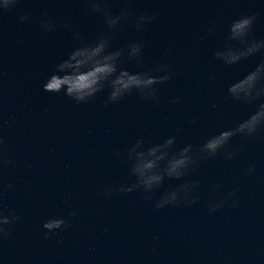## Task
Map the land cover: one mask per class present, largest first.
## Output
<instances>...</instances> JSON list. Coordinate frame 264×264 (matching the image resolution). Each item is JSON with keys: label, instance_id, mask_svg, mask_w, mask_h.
<instances>
[{"label": "water", "instance_id": "1", "mask_svg": "<svg viewBox=\"0 0 264 264\" xmlns=\"http://www.w3.org/2000/svg\"><path fill=\"white\" fill-rule=\"evenodd\" d=\"M123 6L110 0L113 12ZM86 7L84 0H19L0 18V111L9 119L3 131L14 156L2 174L12 185L3 203L20 216L0 244V264H264V138L234 136L226 146L232 159L218 153L198 160L190 175L165 179L147 202L139 190L100 191L131 182L123 150L137 138L155 144L175 135L176 148L198 147L254 110L257 102L233 100L227 87L260 62L261 52L228 66L213 51L242 14H256L252 35L264 39V0H130L136 15L157 19L140 32L125 23L111 46L142 40L144 68L167 59L173 75L158 86L156 102L133 92L107 106V88L80 104L42 90L54 65L80 43L67 28L43 32L42 14L87 42L105 24ZM22 14L30 19L20 22ZM213 19L214 30L201 39ZM123 67L141 70L126 59ZM250 163L255 173L245 176ZM191 180L200 182L195 203L153 207L165 188ZM217 185L216 198L239 188L236 207L208 211ZM52 216L71 226L45 238L42 223Z\"/></svg>", "mask_w": 264, "mask_h": 264}, {"label": "clouds", "instance_id": "2", "mask_svg": "<svg viewBox=\"0 0 264 264\" xmlns=\"http://www.w3.org/2000/svg\"><path fill=\"white\" fill-rule=\"evenodd\" d=\"M19 0H0V18L5 12L16 6ZM123 7L118 12H113L109 7L110 0H84L86 10L102 16L105 30L97 34L95 39L84 41L81 33L68 24H59L55 19L48 17L47 12L42 15L40 28L43 32H54L57 27L67 28L73 34V39L80 41L66 57L56 63L42 83V90L49 93H62L71 101L80 104L88 103L96 97L97 93L107 88L108 95L104 101L118 103L126 95L133 92L143 100L159 99L158 86L172 78V65L167 59H161L150 68H144L142 40H133L122 47L111 46L114 32H119L127 23L133 26L137 32L157 19L156 14L136 15L134 10L128 7L130 0H122ZM27 14L19 17L20 22L29 20ZM256 20V14H242L234 18L228 25L223 45L213 51V57L223 64L231 66L239 63L254 54L261 52V60L250 71L238 80L233 81L227 87L228 95L244 104L257 102L255 108L235 127L220 130L209 136L198 147L185 144L176 148V136L169 135L161 142L149 144L142 138H137L134 143L123 150V155L128 163V176L131 182H123L116 186L101 189L100 191L110 195L112 192L128 193L139 190L141 199L145 202L152 199L153 194L161 188L165 179L180 181L190 175L198 160H205L223 153L225 159H232L235 152L227 150L226 146L234 136L264 138V39H256L252 35V26ZM215 20L209 22L207 31L201 36L205 39L207 34L214 30ZM168 50H165V57ZM135 61L139 71H129L123 67V61ZM180 97L172 100L178 103ZM194 119L189 123H194ZM9 124L0 111V244L10 236V225L20 219L17 212L5 209L3 192L11 189L12 185L4 184V168L13 163L14 156L8 147L4 128ZM120 155V153H117ZM31 167V165H28ZM256 166L250 163L244 171L245 176H252ZM198 180L184 181L160 192L159 199L153 205L156 209L166 206L191 205L200 199ZM214 186L210 193L208 211L213 213L218 209L228 206L236 207L238 199L236 194L238 187L228 190L221 198H216ZM75 212H69V217H74ZM71 221L64 216H52L42 223L45 238L56 230L67 229Z\"/></svg>", "mask_w": 264, "mask_h": 264}]
</instances>
